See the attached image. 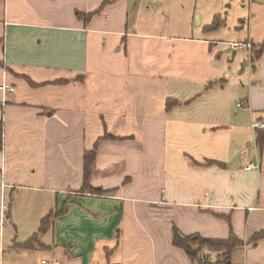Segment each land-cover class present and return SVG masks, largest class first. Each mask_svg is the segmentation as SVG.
Returning <instances> with one entry per match:
<instances>
[{
	"label": "crops",
	"instance_id": "0c3cea01",
	"mask_svg": "<svg viewBox=\"0 0 264 264\" xmlns=\"http://www.w3.org/2000/svg\"><path fill=\"white\" fill-rule=\"evenodd\" d=\"M233 42H264V0H0V264H193L174 229L264 264V53Z\"/></svg>",
	"mask_w": 264,
	"mask_h": 264
},
{
	"label": "trees",
	"instance_id": "16d2710c",
	"mask_svg": "<svg viewBox=\"0 0 264 264\" xmlns=\"http://www.w3.org/2000/svg\"><path fill=\"white\" fill-rule=\"evenodd\" d=\"M78 17L85 20L86 23L89 22L92 14H77ZM223 26L222 17H216L214 22L206 27V31H217ZM264 53V42L258 46H252L251 48V61L255 62L260 59L262 54ZM0 67L6 69L3 62L0 61ZM32 87H38L37 84L29 81ZM175 102H168L167 107L171 108L175 106ZM115 139L114 136L106 134L104 138L99 140V142L95 145V147L85 152L84 154V169H83V186L81 189L82 193H90L92 195H103L105 191L101 189H95L91 186V178L95 173L93 168L94 162L98 156V146L99 143L103 140ZM3 145V127L0 126V149ZM257 145L259 147H263L264 145V130H260L257 132ZM123 169L122 165L115 166L110 168L107 173H115L117 171H121ZM67 212V207H64L63 210L57 212H51L47 215L41 222V227L39 232L35 234L31 239L27 242L19 245L22 249H35L39 247L41 249H47V247L40 243L39 237L41 234L45 233L47 229L50 227L52 220L60 215H64ZM264 240V231L257 233L251 243L257 244L258 242ZM173 245L177 248L182 249L187 256L191 259L193 264H233L232 258L234 253L244 246V242L239 240L234 234H232L228 239H206L199 235L195 236H184L177 229H174L173 232ZM207 253L215 256V261L211 260L210 257L207 256Z\"/></svg>",
	"mask_w": 264,
	"mask_h": 264
},
{
	"label": "built area",
	"instance_id": "2783aa9c",
	"mask_svg": "<svg viewBox=\"0 0 264 264\" xmlns=\"http://www.w3.org/2000/svg\"><path fill=\"white\" fill-rule=\"evenodd\" d=\"M228 46L230 47L231 50L237 52V51H244V50H251L252 48V45L250 43H239V42H233V43H229ZM0 91H10V92H13L14 89L13 88H10V87H6V86H0ZM238 106L239 107H242V103L241 101H238L237 102ZM253 130L255 131H260V130H264V123H255L253 126H252ZM247 170L251 171V170H257L259 169V165L257 163H253L251 162L247 168ZM44 264H46L44 262ZM54 264H58V263H54Z\"/></svg>",
	"mask_w": 264,
	"mask_h": 264
},
{
	"label": "rangeland",
	"instance_id": "374dc122",
	"mask_svg": "<svg viewBox=\"0 0 264 264\" xmlns=\"http://www.w3.org/2000/svg\"><path fill=\"white\" fill-rule=\"evenodd\" d=\"M17 226H18V229H17V231L19 232V233H21L23 230H24V225L21 223V224H18V223H16V222H14ZM25 233H24V231H23V234H21V235H24ZM207 256L208 257H210L211 259H213V256H211L210 254L208 255L207 254ZM238 257V256H237ZM237 257H235L234 259L235 260H233V262H234V264H239V257H238V261H237Z\"/></svg>",
	"mask_w": 264,
	"mask_h": 264
}]
</instances>
